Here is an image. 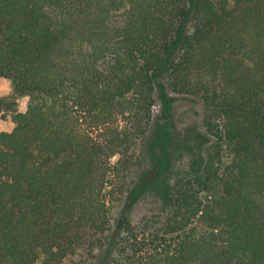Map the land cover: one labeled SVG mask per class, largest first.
<instances>
[{"label":"trees","instance_id":"16d2710c","mask_svg":"<svg viewBox=\"0 0 264 264\" xmlns=\"http://www.w3.org/2000/svg\"><path fill=\"white\" fill-rule=\"evenodd\" d=\"M0 77V264H264V0H0Z\"/></svg>","mask_w":264,"mask_h":264},{"label":"rangeland","instance_id":"374dc122","mask_svg":"<svg viewBox=\"0 0 264 264\" xmlns=\"http://www.w3.org/2000/svg\"><path fill=\"white\" fill-rule=\"evenodd\" d=\"M10 91L9 81L5 78L0 77V97L8 94ZM171 101L169 106L171 107L170 115L171 117L167 120L160 121V125L163 126V121L171 123L172 129L175 134L183 133L188 128L197 129L201 132L199 128V114H200V102L196 98L181 96V95H170ZM167 97V94H166ZM27 97H21L18 100V110L24 111L26 108ZM164 102L162 100H157L153 107V113L155 117L160 114L161 106ZM13 127V123L10 120V116L7 114H0V131H9ZM172 153V160L174 164L178 167L187 168L190 160V155L186 153L180 145L175 146ZM151 150V149H149ZM116 157H113L114 160ZM151 158V156H150ZM158 203L153 195L146 192L142 195L130 208L129 217L133 223H136L143 216L149 215L151 212L157 210ZM104 251L95 249L92 254L89 253H74L69 254L61 260L58 264H104L101 262L104 256Z\"/></svg>","mask_w":264,"mask_h":264}]
</instances>
